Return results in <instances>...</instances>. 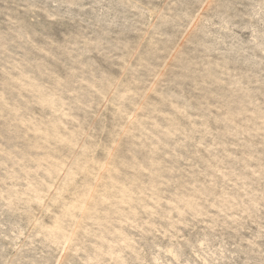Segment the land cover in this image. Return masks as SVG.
Here are the masks:
<instances>
[{"label":"rangeland","instance_id":"1","mask_svg":"<svg viewBox=\"0 0 264 264\" xmlns=\"http://www.w3.org/2000/svg\"><path fill=\"white\" fill-rule=\"evenodd\" d=\"M0 264H264V0H0Z\"/></svg>","mask_w":264,"mask_h":264}]
</instances>
